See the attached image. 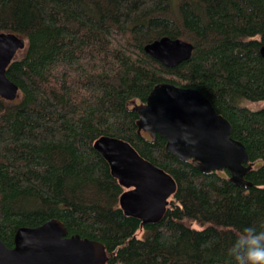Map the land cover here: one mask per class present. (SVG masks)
Wrapping results in <instances>:
<instances>
[{"label": "trees", "instance_id": "1", "mask_svg": "<svg viewBox=\"0 0 264 264\" xmlns=\"http://www.w3.org/2000/svg\"><path fill=\"white\" fill-rule=\"evenodd\" d=\"M25 39L6 69L18 87L0 98V240L58 219L104 246L106 264H230L235 229L264 222V0H0V33ZM190 42L168 68L143 46ZM168 82L198 90L231 125L252 168L236 186L204 174L155 134L137 133L134 103ZM100 136L130 144L176 184L161 220L123 214L124 191L92 148ZM141 235L138 236V233Z\"/></svg>", "mask_w": 264, "mask_h": 264}, {"label": "water", "instance_id": "2", "mask_svg": "<svg viewBox=\"0 0 264 264\" xmlns=\"http://www.w3.org/2000/svg\"><path fill=\"white\" fill-rule=\"evenodd\" d=\"M26 45L24 38L0 33V98L14 101L18 87L6 77V69ZM193 45L167 36L143 46V51L161 65L174 68L188 60ZM261 53L264 54L263 48ZM138 118L137 133L155 134L165 140V149L180 161H190L204 174L228 172L236 186L250 185L245 176L252 168L245 146L233 139L230 123L218 114L198 90L161 82L153 86L144 103L132 108ZM92 148L107 163L110 175L124 188L118 198L123 214L141 224L157 223L163 217L169 197L175 192L173 178L143 159L124 140L100 136ZM102 243L67 236L65 226L55 218L37 227H19L12 246L0 240V264H106Z\"/></svg>", "mask_w": 264, "mask_h": 264}, {"label": "clouds", "instance_id": "3", "mask_svg": "<svg viewBox=\"0 0 264 264\" xmlns=\"http://www.w3.org/2000/svg\"><path fill=\"white\" fill-rule=\"evenodd\" d=\"M226 254L230 264H264V222L236 228Z\"/></svg>", "mask_w": 264, "mask_h": 264}, {"label": "rangeland", "instance_id": "4", "mask_svg": "<svg viewBox=\"0 0 264 264\" xmlns=\"http://www.w3.org/2000/svg\"><path fill=\"white\" fill-rule=\"evenodd\" d=\"M243 105L246 106L249 109L257 110V109H260V108L264 107V101H260V102L243 101ZM140 235H141V232L138 233V236H140Z\"/></svg>", "mask_w": 264, "mask_h": 264}]
</instances>
